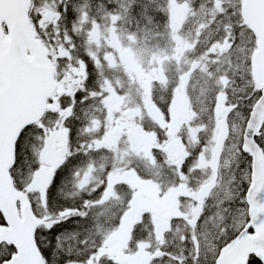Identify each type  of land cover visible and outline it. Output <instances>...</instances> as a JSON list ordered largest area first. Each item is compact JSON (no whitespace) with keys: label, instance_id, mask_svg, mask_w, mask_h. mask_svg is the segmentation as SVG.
Wrapping results in <instances>:
<instances>
[{"label":"rangeland","instance_id":"obj_1","mask_svg":"<svg viewBox=\"0 0 264 264\" xmlns=\"http://www.w3.org/2000/svg\"><path fill=\"white\" fill-rule=\"evenodd\" d=\"M204 1L156 0L154 4L158 10L148 22L162 24L165 15L169 27L164 35L156 33L158 41L140 33L155 25L141 26L130 16L115 22L111 20L110 29L104 33L98 26L86 24L88 10L81 8L90 50L103 57L109 75L103 99L105 123L99 114L100 106L94 104L92 128H89L97 135L99 148L113 151L119 160L118 143L125 138L128 149L131 145L135 150L129 149L132 153L120 156L125 163L122 167H126L133 156H150L155 150L181 166L185 151L176 138L182 126L189 129L190 135L206 131L211 138L210 146L201 151L197 163L191 165L197 178L194 190L186 183L161 195L153 183L133 181L135 191L130 209L122 217L120 230L106 242L100 255L113 264L121 260L115 258L117 247L113 242L122 246L125 241L128 249L134 252L131 264H183L182 258L171 257V248L180 249V252L186 250L187 254L183 255L191 264H215L220 253L217 239L222 227L226 224L235 232H241L251 226L247 207L239 203L238 196L234 199L238 205L226 204L233 201L228 199L232 189L242 193L240 187L231 185L230 181L233 178L237 181L236 174L241 168L245 123V117L237 109L227 108L226 102L230 84L228 74L241 72L250 76L253 73L252 56L256 45L250 30L240 20L226 21L221 1L207 0L203 5ZM117 2L118 7L128 4V0ZM82 74L79 68L69 75L61 94H69L80 87L84 80ZM162 105L166 106V113L160 117L156 107L162 110ZM144 120L155 122L169 137L159 143L152 138L154 135L143 129ZM226 125L229 129L220 162L218 143ZM63 148H67V136L54 140L51 135L40 175L33 184L35 190L44 193L57 162L64 158ZM92 174L93 171L89 173L91 177ZM116 175L110 176L108 199L116 196L115 184L121 179ZM126 177L132 181L130 175ZM141 208L153 214L155 236L134 249L131 237L126 239V235ZM159 252L164 255L153 258Z\"/></svg>","mask_w":264,"mask_h":264},{"label":"snow or ice","instance_id":"obj_2","mask_svg":"<svg viewBox=\"0 0 264 264\" xmlns=\"http://www.w3.org/2000/svg\"><path fill=\"white\" fill-rule=\"evenodd\" d=\"M64 3V0H61ZM264 3V0H261ZM156 3V0H145L144 4L140 7V15L151 22L152 17L148 15L150 7ZM136 8V0H128L127 6L121 5L115 10L116 14L107 12L101 5V10L106 11L107 15L111 16L112 21H117L121 18L127 19ZM65 12H79V9L73 7L69 9V6L64 4ZM158 10V9H156ZM39 15V13H37ZM244 22L247 21V16L244 18ZM76 20H73V31H76ZM257 35H261V32L257 31ZM260 47L256 49L262 57H264V41H259ZM93 59L94 64L99 69L102 68L99 62H96L94 56H90ZM256 57L252 56V65L255 67ZM81 72L85 74V79L88 83H91V78H88L86 73L90 65L80 61ZM98 75H103L102 70L98 72ZM100 88L103 89V83H100ZM254 94L258 95V100L250 107H257L264 105V87L258 88L255 83L252 84ZM74 92L70 97V102L62 107L57 112V119L54 122V127L59 131H54L52 128H46L42 126H33L32 124L26 125L15 139V164L13 167L19 166L21 160L24 159V153L28 151L25 146L26 141H30L35 136L38 141V146L33 145L32 152L36 156L40 157V163H44V154L39 149L44 147L45 136L48 132H52L53 139H63L65 136H69L74 139L76 136V129L69 127L68 125L76 117V105L77 102L83 104L85 98L82 94ZM85 91H87L85 89ZM95 92L90 93L87 99L94 98ZM82 113L85 117H88L89 109H82ZM264 127V125H262ZM15 132V124L11 117H6L5 114V101L0 86V149L3 148L5 142L11 143L12 137ZM83 134L84 129H80ZM40 135H36V134ZM264 136V131L260 133H253V136ZM71 139L69 140V147L63 148V152L66 154L63 162H57L58 167L51 173V180L48 187L43 189L44 203L40 206V211L37 213L34 211L33 215L36 219V226L32 228V238L29 242L27 239V232L29 230V224L27 220H18L17 228L19 231V238L16 241L11 239H4L0 237V264H100L103 259L99 255V252L103 251L99 246L89 248L90 243L95 244V235L97 234L100 222L107 216L110 211L105 207V199L108 195L107 189L110 184L103 182L101 185H93L89 181L91 176L89 173L92 171V166L95 161L85 159L79 160L81 156L87 158L89 153L93 151L92 145L88 143H81L78 146L76 152H72ZM52 147L55 148L56 144L53 143ZM97 149H99V142H97ZM47 151V150H46ZM72 168L69 169V165ZM100 169L106 171V165L101 163ZM70 172V179H69ZM37 176L40 172L36 173ZM264 179V177H262ZM65 183H71L73 191L70 193L73 200L79 198L78 204H71L65 206H57L55 210H50V204L56 200L58 194L60 198L67 199L69 194H64L62 185ZM236 180L233 178L230 181L231 185H235ZM241 183L244 185L243 192L240 193L235 189H232L228 194V199L234 200L239 197V203L241 205H251L254 203L253 197L257 191V182L255 176L250 172H245L242 175ZM58 186L59 189H58ZM99 189V191H98ZM264 190V189H262ZM96 193L95 199H86L84 197H92L93 193ZM30 200V204H31ZM33 208L36 205H32ZM227 211V209H225ZM91 218V225L86 226V222ZM207 224V220L204 221ZM0 225L7 226L5 217L0 213ZM254 227V226H250ZM261 229H264V224L260 225ZM245 235L248 233L245 232ZM47 238V239H45ZM195 239V236H193ZM197 259H199L197 257ZM222 264V262H217ZM253 264H259V261L253 258Z\"/></svg>","mask_w":264,"mask_h":264},{"label":"water","instance_id":"obj_3","mask_svg":"<svg viewBox=\"0 0 264 264\" xmlns=\"http://www.w3.org/2000/svg\"><path fill=\"white\" fill-rule=\"evenodd\" d=\"M31 0H0V86L5 101L6 117L15 124L12 142H5L0 149V212L8 227H0V237L16 241L19 238L18 220H27V239L32 238L36 219L27 203L18 211L21 196L16 192L10 170L15 163V139L26 125L40 120L45 112L47 100L54 92V70L47 61L45 52L38 45L28 18ZM244 15L259 41H264V3L261 0H245ZM8 24L10 38L4 43L3 25ZM257 31L261 35H257ZM260 47V44H259ZM258 47V48H259ZM36 57L27 56V51ZM255 72L264 86V57L255 55ZM264 124V105L253 109L244 136L243 151L253 159L252 174L256 178L257 191L250 206L255 235L244 233L225 251L218 262L222 264H248L255 254L264 261V151L256 143L257 133Z\"/></svg>","mask_w":264,"mask_h":264},{"label":"trees","instance_id":"obj_4","mask_svg":"<svg viewBox=\"0 0 264 264\" xmlns=\"http://www.w3.org/2000/svg\"><path fill=\"white\" fill-rule=\"evenodd\" d=\"M85 2H88L90 4L91 8V19L97 24H100L102 26L108 25L110 23L111 16L107 15L106 11L101 10V5L103 6V9H106L107 12H112L115 14L116 10V4L114 0H64V3L61 2V0H33L31 12H30V19L32 22V26L36 32V36L40 43L44 46L45 50L48 53V56L50 60L54 61L56 58V53L60 50L63 51H69L71 55V62L67 63L68 58H63L58 60L57 63H55V66L58 71V83L62 82L65 78V74L69 71V69L74 65H77V60H82L85 64L90 65V67L87 70L88 78H91V83H86L85 87L87 89L86 95H90L92 92H97V90L100 88V77L101 75H98V72L101 71V69L98 70L96 65L94 64V61L90 56L86 53L84 50V41L85 37L81 36L82 34L81 30L78 29L79 25V13L75 11L65 12L64 10V4L66 3L69 6V9L75 7L79 8L82 4ZM236 3V0H224V6L227 7V10L225 11V18L226 15H230L232 13V10H228V8H231V4ZM144 4V2L138 1V4L136 5L135 10L132 12V15L136 18H139V22L141 24H146L147 20L144 18V16L140 15V7ZM225 9V8H224ZM156 11V6L152 5L149 9L148 15L154 16ZM39 13V15H37ZM53 14L54 20L48 21L47 15ZM234 16V15H233ZM236 19V18H234ZM73 20H76V31H73ZM163 20V19H162ZM163 24V23H162ZM95 59V58H94ZM96 61V59H95ZM103 72V71H102ZM243 80L236 79V84L240 86L241 88L244 87ZM248 82H250V79L248 77ZM252 83V82H251ZM62 104L65 105L64 99L61 100ZM82 109H85L83 107ZM82 109H79L76 107V117L77 119H74L68 126L74 127L76 129V136L74 139L71 138V150L72 152H76L78 149V146L81 143H88L91 144L88 137H86L83 133L80 132V129H82L83 125L85 124V116L82 113ZM55 114L48 112L43 121L34 126H42L46 128H52L54 127V122L56 121V116L53 117ZM49 133L45 136L44 140V147L40 148L39 151L43 154V151L45 149V144L47 137H49ZM36 135H40L39 133ZM260 145L264 148V140H259ZM33 145L38 146V141L35 139V136H33V139L30 141L25 142V146L28 148V151L25 152L24 159L21 160L19 166L14 167L12 171V176L15 181L17 189L23 193L25 196H28L29 199L32 202V205H36L34 209L35 212L40 211V206H42V199L36 194V193H30L29 188L33 182L34 174L38 167V161L39 158L32 152ZM93 152L89 153V156L87 158L81 156L79 160L83 161L85 159L92 160L93 158ZM247 158V157H246ZM100 159V157H97V161ZM249 161V165L251 167V160L250 158H247ZM72 168V165H69V169ZM69 179H70V172H69ZM60 186H58L59 189ZM64 194H69L67 199L60 198L59 194L55 201H53L50 204V210H55L57 206H65V205H71V204H78L79 198L76 200H73L70 193L73 191L71 183H65L62 185ZM96 193H93L92 197H84L86 199H95ZM91 225V218L88 222H86V226ZM109 227V222L103 218V220L100 222V227L95 235V244L90 243L88 245L89 248L97 247L101 249L104 245V241L106 239L105 234L107 233V229ZM223 237L222 243L223 245H228L232 238ZM47 239V238H45ZM255 260H257L255 258ZM259 261V260H257ZM250 264H253V258L250 261ZM259 264H262L259 261Z\"/></svg>","mask_w":264,"mask_h":264},{"label":"flooded vegetation","instance_id":"obj_5","mask_svg":"<svg viewBox=\"0 0 264 264\" xmlns=\"http://www.w3.org/2000/svg\"><path fill=\"white\" fill-rule=\"evenodd\" d=\"M179 181H180V185H179L178 187H181V186H183V185H182V181H181V180H179ZM119 254H120V253H119Z\"/></svg>","mask_w":264,"mask_h":264}]
</instances>
